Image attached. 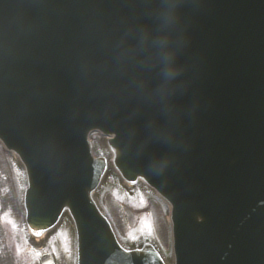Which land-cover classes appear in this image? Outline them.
<instances>
[{"label":"water","instance_id":"obj_1","mask_svg":"<svg viewBox=\"0 0 264 264\" xmlns=\"http://www.w3.org/2000/svg\"><path fill=\"white\" fill-rule=\"evenodd\" d=\"M159 4L0 0V137L26 174L29 234L66 213L82 264H164L146 245L122 250L94 203L107 162L87 134L100 129L115 134L105 145L119 178L170 206L174 264H264V0H182V74L164 102L130 83L156 90L158 67L118 61ZM62 198L37 220L36 205Z\"/></svg>","mask_w":264,"mask_h":264},{"label":"clouds","instance_id":"obj_2","mask_svg":"<svg viewBox=\"0 0 264 264\" xmlns=\"http://www.w3.org/2000/svg\"><path fill=\"white\" fill-rule=\"evenodd\" d=\"M181 2L182 0H160L159 6L152 13L154 27L137 28L136 47H121L118 53V61L121 64L135 60L141 70L159 68L160 85L154 91H149L146 82L139 76L130 82L134 92L144 99L166 101L182 74V69L176 62L178 49L175 47Z\"/></svg>","mask_w":264,"mask_h":264},{"label":"rangeland","instance_id":"obj_3","mask_svg":"<svg viewBox=\"0 0 264 264\" xmlns=\"http://www.w3.org/2000/svg\"><path fill=\"white\" fill-rule=\"evenodd\" d=\"M0 169L6 171L3 172V176L7 177L9 181L12 179L13 167L7 157V155L0 149ZM6 173V174H5ZM1 185V183H0ZM11 196L8 199L9 203V218L10 220H18L19 215H16L15 207L18 208V200L16 192L12 183L11 186ZM112 192H115L114 188L107 186L105 190L102 191V196L100 203L102 204L105 211L109 214L110 218L114 222V227L121 234L124 233V224L122 218L130 219V215L133 214H143V217L150 220V228L153 236L156 238L158 244L163 253L168 254L170 250V231L167 223V212L166 209L151 198L145 201L144 207L142 209L127 208L121 204V201L113 196ZM142 225H140L141 227ZM139 227V228H140ZM17 230V229H16ZM6 243V239L3 237L2 240ZM10 246V245H8ZM19 247H17L18 250ZM66 264V262H64ZM0 264H13L11 254L6 257L0 254Z\"/></svg>","mask_w":264,"mask_h":264},{"label":"bare ground","instance_id":"obj_4","mask_svg":"<svg viewBox=\"0 0 264 264\" xmlns=\"http://www.w3.org/2000/svg\"><path fill=\"white\" fill-rule=\"evenodd\" d=\"M140 216H134L132 218H130V223L128 224V226H132L139 218ZM125 224H126V221H125Z\"/></svg>","mask_w":264,"mask_h":264},{"label":"snow or ice","instance_id":"obj_5","mask_svg":"<svg viewBox=\"0 0 264 264\" xmlns=\"http://www.w3.org/2000/svg\"><path fill=\"white\" fill-rule=\"evenodd\" d=\"M36 234H40V233H36Z\"/></svg>","mask_w":264,"mask_h":264}]
</instances>
